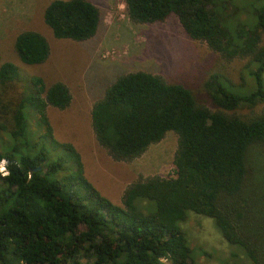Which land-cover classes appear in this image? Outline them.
<instances>
[{
    "label": "trees",
    "instance_id": "trees-1",
    "mask_svg": "<svg viewBox=\"0 0 264 264\" xmlns=\"http://www.w3.org/2000/svg\"><path fill=\"white\" fill-rule=\"evenodd\" d=\"M123 4L134 23L175 15L189 39L227 63L243 60L254 87L231 91L215 69L202 85L209 106L158 74L119 75L91 105L97 143L113 160L132 161L171 130L176 149L173 176H139L114 203L85 176L76 148L54 137L47 109L70 106L66 83L47 86L40 75L25 77L14 63H0V141L11 143L0 151L10 173L0 174V264H195L179 226L188 211L212 218L225 241L264 264V176H256L264 167V0ZM42 18L55 38L74 41L92 38L103 20L89 0H51ZM13 48L26 65L50 54L36 30L20 31ZM26 106L37 117V135L28 130L33 112Z\"/></svg>",
    "mask_w": 264,
    "mask_h": 264
},
{
    "label": "rangeland",
    "instance_id": "rangeland-1",
    "mask_svg": "<svg viewBox=\"0 0 264 264\" xmlns=\"http://www.w3.org/2000/svg\"><path fill=\"white\" fill-rule=\"evenodd\" d=\"M50 1L0 0V63H14L25 77L40 75L47 86L56 81L66 83L72 94L70 106L63 110L51 106L47 109L54 137L76 148L85 176L114 203L120 202L124 188L139 176H173L176 149V134L171 130L132 161L113 160L97 143L90 125L91 105L119 75L137 70L158 74L167 82L190 88L209 106L202 85L215 69L223 76L218 82L231 91L254 87L253 78L242 69L243 60L227 63L204 42L189 39L173 14L163 22L134 23L124 13L123 0H89L99 7L102 23L92 38L74 41L55 38L44 23L42 12ZM23 30H36L45 36L50 46L45 62L26 65L18 59L13 44ZM262 78L264 87V73ZM29 109L26 106L24 112L29 113ZM32 112V120L29 114L26 118L27 126L37 135L41 128ZM3 136L9 140L7 135ZM8 149L11 143L4 145L0 141V151ZM263 172L262 166L256 176H264ZM179 226L195 264H252L240 246L224 240L212 218L188 211L187 219ZM86 263L87 260L78 258L67 264ZM162 264L170 262L163 259Z\"/></svg>",
    "mask_w": 264,
    "mask_h": 264
},
{
    "label": "clouds",
    "instance_id": "clouds-1",
    "mask_svg": "<svg viewBox=\"0 0 264 264\" xmlns=\"http://www.w3.org/2000/svg\"><path fill=\"white\" fill-rule=\"evenodd\" d=\"M5 163L6 162H4V161H0V174L7 177L8 175H10V173L6 170Z\"/></svg>",
    "mask_w": 264,
    "mask_h": 264
}]
</instances>
